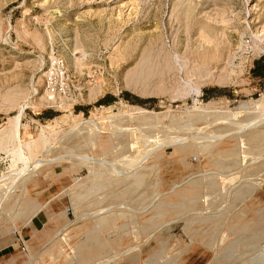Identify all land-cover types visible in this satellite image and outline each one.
<instances>
[{"label": "rangeland", "instance_id": "374dc122", "mask_svg": "<svg viewBox=\"0 0 264 264\" xmlns=\"http://www.w3.org/2000/svg\"><path fill=\"white\" fill-rule=\"evenodd\" d=\"M263 57L264 0H0V264H264Z\"/></svg>", "mask_w": 264, "mask_h": 264}, {"label": "trees", "instance_id": "16d2710c", "mask_svg": "<svg viewBox=\"0 0 264 264\" xmlns=\"http://www.w3.org/2000/svg\"><path fill=\"white\" fill-rule=\"evenodd\" d=\"M252 72L255 76L264 78V57L255 61ZM100 102H104V100H101Z\"/></svg>", "mask_w": 264, "mask_h": 264}, {"label": "built area", "instance_id": "2783aa9c", "mask_svg": "<svg viewBox=\"0 0 264 264\" xmlns=\"http://www.w3.org/2000/svg\"><path fill=\"white\" fill-rule=\"evenodd\" d=\"M63 72V63L59 60H55L50 69L47 71V78H50L53 73Z\"/></svg>", "mask_w": 264, "mask_h": 264}, {"label": "bare ground", "instance_id": "6f19581e", "mask_svg": "<svg viewBox=\"0 0 264 264\" xmlns=\"http://www.w3.org/2000/svg\"><path fill=\"white\" fill-rule=\"evenodd\" d=\"M186 20V19H185ZM189 36V35H188Z\"/></svg>", "mask_w": 264, "mask_h": 264}]
</instances>
